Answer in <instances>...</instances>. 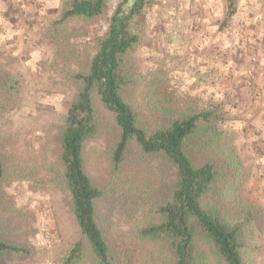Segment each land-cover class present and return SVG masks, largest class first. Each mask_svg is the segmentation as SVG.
Wrapping results in <instances>:
<instances>
[{
	"label": "rangeland",
	"instance_id": "rangeland-1",
	"mask_svg": "<svg viewBox=\"0 0 264 264\" xmlns=\"http://www.w3.org/2000/svg\"><path fill=\"white\" fill-rule=\"evenodd\" d=\"M121 1L107 0L92 20L60 25L64 0H0V239L23 249L1 264H64L76 242L85 251L80 264H93L63 183L60 138L79 87L74 75L87 70ZM235 8L224 21L225 0H145L131 23L139 40L131 51L135 83L125 95L151 128L163 109L220 108V127L249 170L240 195L259 207L257 249L247 260L264 264V144L256 142L264 126V0H236ZM93 103L98 128L83 159L101 190L98 224L124 264H167L138 231L156 220L154 205L169 194L175 170L144 160L134 143L117 168L118 128L97 94Z\"/></svg>",
	"mask_w": 264,
	"mask_h": 264
},
{
	"label": "trees",
	"instance_id": "trees-1",
	"mask_svg": "<svg viewBox=\"0 0 264 264\" xmlns=\"http://www.w3.org/2000/svg\"><path fill=\"white\" fill-rule=\"evenodd\" d=\"M225 1L227 21L236 12V0ZM106 3L64 0L57 23L92 20L103 13ZM124 3L122 0L117 5L107 31L97 37L87 70L74 75L79 87L67 103L60 138L63 183L92 263L124 264L112 252L98 224L96 210L101 190L84 169L85 142L98 128L93 103L97 94L118 128L112 155L117 168L124 165L134 143L144 160L157 159L175 170L169 194L154 205L156 220L141 228L138 237L154 244L155 252L167 257V264H249L247 254L257 249L253 239L259 207L240 195L249 170L241 164L228 134L220 127L223 113L217 105L192 113L163 109L155 127L142 123L125 93L135 83L131 51L139 40L131 23L145 0H133L127 7ZM4 168L0 154V179ZM21 250L0 239V264L6 253ZM84 256L81 242H76L64 264H80Z\"/></svg>",
	"mask_w": 264,
	"mask_h": 264
},
{
	"label": "crops",
	"instance_id": "crops-1",
	"mask_svg": "<svg viewBox=\"0 0 264 264\" xmlns=\"http://www.w3.org/2000/svg\"><path fill=\"white\" fill-rule=\"evenodd\" d=\"M262 109H264V107H262ZM256 142H258V144H260V143L264 144V126L262 127L261 132L256 137ZM252 182L255 183V180H253ZM250 183H251V181H248V184H250ZM255 187H256V185H255Z\"/></svg>",
	"mask_w": 264,
	"mask_h": 264
},
{
	"label": "built area",
	"instance_id": "built-area-1",
	"mask_svg": "<svg viewBox=\"0 0 264 264\" xmlns=\"http://www.w3.org/2000/svg\"><path fill=\"white\" fill-rule=\"evenodd\" d=\"M252 70H254V69H252Z\"/></svg>",
	"mask_w": 264,
	"mask_h": 264
}]
</instances>
